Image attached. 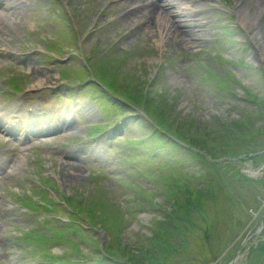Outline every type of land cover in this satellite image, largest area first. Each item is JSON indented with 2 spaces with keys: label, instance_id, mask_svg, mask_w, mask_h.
Instances as JSON below:
<instances>
[{
  "label": "rangeland",
  "instance_id": "1",
  "mask_svg": "<svg viewBox=\"0 0 264 264\" xmlns=\"http://www.w3.org/2000/svg\"><path fill=\"white\" fill-rule=\"evenodd\" d=\"M73 2L70 3L69 9L73 19L77 21L80 13H76ZM246 3L244 7L248 6L249 10L254 12L251 8L253 0ZM263 3L260 7L264 11ZM24 11L25 19L23 16L22 20L17 19L21 24V34L26 31L29 15V19L40 28V32L35 31L33 35L45 36L44 40L56 36L55 46L68 45L65 34L58 31L60 25L54 27L46 23L48 30L42 27L39 14L34 9ZM256 24L251 28L247 26L253 33L255 47L260 45L255 32L260 30L264 35V25L261 23L259 27ZM27 33L28 31L25 32ZM172 34L174 33L171 31ZM33 35L28 37L32 38ZM7 36L12 37L14 34L9 33ZM179 36L176 33L175 36L172 35V41ZM24 37H21L22 40ZM30 38L25 41L28 42ZM96 42L97 39L86 35L79 46L89 52L91 48H95ZM11 43L19 45L22 42L14 40ZM167 44L169 43H165ZM147 45L149 40L144 38L119 43L114 47L117 52L123 51L121 47H135L141 51L140 54L133 51L128 54L127 61H122L123 70H132V67L139 63L142 65L139 71L129 72L122 81H129L137 89L136 103L142 105L149 115L158 118L168 131L185 138V141L193 143L201 150L212 151L217 160L215 163L207 162V157H204L200 150L201 162L193 160L195 162L183 172L185 175L182 174L183 176L171 182L173 187L164 197L156 200L148 197L149 199L141 200V194L135 193L128 205L134 213L126 216V223L120 225L119 230L116 227L119 238L112 242L106 241L102 229H98V237L94 242L96 251L93 252L97 254V251L101 253V250H104L111 257L123 260L122 264H228L242 248L235 264H264V54L263 58L259 57L261 61L257 60L255 53L253 54L254 59L261 63V67L260 71H250L258 75L255 78L253 76L252 80L250 76L248 82L252 86L245 92L247 96H244V99L226 102L221 107L217 103L218 99L211 101L213 96L197 92L200 93L195 99L198 105L205 108L210 101V106L196 110L188 106L183 98L185 96L189 100V96H192L187 91L192 89L193 85L192 82H187V78L184 82L177 83L176 95H172L173 99L169 102L156 104L158 100L154 95L144 93V81L150 76L148 72L152 69V61L155 60L152 52L154 47L151 46L152 49L148 52L144 51ZM168 46L167 50L178 48L172 44ZM255 49L253 48V51ZM59 55L63 56L65 53L60 52ZM43 61L51 62L47 57ZM79 63L80 61H77L69 68H77ZM4 65V62L0 61V67ZM7 66L4 67L3 73H0V88L5 87L4 89L9 85L6 79L13 70L12 65ZM3 78L5 85L2 83ZM22 85L25 86L23 83ZM58 142H52L49 152L34 151L31 148L24 152L18 149L11 151L8 160L9 179L7 182L3 180L7 191L13 193L12 189L20 190V184L31 178L29 171L36 162L45 167L44 174L55 176L56 185L64 194L89 191L88 175L83 173V170L75 172L84 164L76 166L62 162ZM165 149L168 150L166 147ZM21 154H24L25 158ZM35 154L39 158L33 161ZM243 154L244 158L230 159ZM56 164L58 166H55ZM143 187L150 190L158 188L159 185L150 182L143 184ZM161 190L165 193L164 188ZM27 210L28 208L13 200L0 207V218H5L0 226V252L10 247L17 253L19 246L15 243L16 239L9 236L26 227L38 226L37 220L41 217ZM62 211L65 212V209ZM10 254L7 257L10 258Z\"/></svg>",
  "mask_w": 264,
  "mask_h": 264
},
{
  "label": "bare ground",
  "instance_id": "2",
  "mask_svg": "<svg viewBox=\"0 0 264 264\" xmlns=\"http://www.w3.org/2000/svg\"><path fill=\"white\" fill-rule=\"evenodd\" d=\"M158 17H160V16H158ZM244 21H245L246 25L249 26L250 28H251V26L253 24H256V21L253 20V18L251 16L248 17V16L245 15ZM170 31H172L174 33L172 35L175 36L177 28L175 27L174 30H173V27H172V28H170ZM255 36L258 37V39H259L258 41L260 42V45L258 44L255 47L256 48L254 50L255 56H256V58H258V57H260V58L262 57L263 58V54H264V43H263L264 42V35H263L262 31L258 30V31L255 32Z\"/></svg>",
  "mask_w": 264,
  "mask_h": 264
},
{
  "label": "trees",
  "instance_id": "3",
  "mask_svg": "<svg viewBox=\"0 0 264 264\" xmlns=\"http://www.w3.org/2000/svg\"><path fill=\"white\" fill-rule=\"evenodd\" d=\"M212 155H213V154H211V152H210V156H211V157H213ZM213 158H214V157H213Z\"/></svg>",
  "mask_w": 264,
  "mask_h": 264
},
{
  "label": "water",
  "instance_id": "4",
  "mask_svg": "<svg viewBox=\"0 0 264 264\" xmlns=\"http://www.w3.org/2000/svg\"><path fill=\"white\" fill-rule=\"evenodd\" d=\"M232 264V263H231Z\"/></svg>",
  "mask_w": 264,
  "mask_h": 264
}]
</instances>
